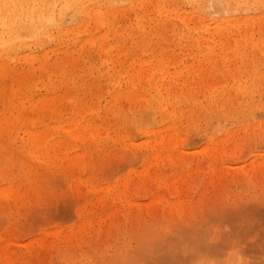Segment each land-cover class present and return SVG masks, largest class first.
<instances>
[{
    "label": "rangeland",
    "instance_id": "374dc122",
    "mask_svg": "<svg viewBox=\"0 0 264 264\" xmlns=\"http://www.w3.org/2000/svg\"><path fill=\"white\" fill-rule=\"evenodd\" d=\"M252 1L253 0L248 1L247 5L242 3L243 7L240 10L237 9V7L234 8V1L228 0L227 3L233 5L229 7L230 9L228 10L233 13H227V11L224 16L217 15V17H212V19L217 18V20H226L229 24L233 23V25L227 26L228 28H223L222 31L225 32L224 34L222 31L216 33L211 30V33H209L210 37L207 33L208 31L202 30L201 32V30L192 29L195 25L194 19L186 22L188 28L185 29L183 23L178 18L161 22L162 20L160 21V19L163 18L160 16L162 14L158 16L151 12H146L147 15L145 19H143V24L138 26L136 25L138 23L136 22L135 15L139 12L140 6L138 8V5L133 4L136 0H123L121 4L115 0L114 2L117 4L113 6L117 9L121 8V10L118 12L114 21L115 24H117V30L122 33V35L116 36V39L121 43V46L123 45L124 47H121L119 53L122 52L123 55L120 54V57L115 50H112L110 54L112 59L118 58L123 60V67L129 68H127L128 71L123 72L124 76L118 75V77L114 75L115 72L112 74L113 71H110L112 65L110 62L113 60L110 62L107 60L105 62L104 60L106 59L101 58V60L98 59L99 61H97L93 54L94 52H92L94 49L91 51L92 46H88L87 43L83 44L85 47H78L79 45L77 44L80 43L78 42L75 45L70 44L72 40L70 38H66V44L65 40L60 41V39H63L66 35L60 32L55 25H49L50 27L53 26L52 28L47 26L49 27L48 29L45 27L46 29L44 28L43 31L38 32V35L34 34L32 37H24L23 39L25 40L22 39L23 43H19V46L17 45L16 47L17 52L15 51L17 55H20V53L23 54V56L25 55L24 58L21 55L20 57L22 59L19 58V62L17 61L16 63V69L18 68L17 70L19 71L18 81L17 78L16 81H10V79L15 78V76L11 75L12 72L10 73L8 70H6L7 72H0L5 73L2 75L0 74V99L2 98L3 100L2 104V100H0V167L4 170L0 172H6L2 174L3 177L0 174V264H165V262L166 264H264V174L261 171L263 167L259 165V163H264L261 162L264 161V136H262L264 130L258 128L261 130L259 131L256 128L257 132L255 129H252L254 131L253 133H256V135H252V133H250L251 128H249L251 125L258 122H264V110L260 108L262 107L261 105L264 104V93L262 89L253 92L254 101L248 107L256 112H253L254 116H252V118L248 115H243L244 117H249H247V121L244 117H238L237 120L234 116L233 118L236 119L231 121L230 118H232V115H226L216 110L214 112V109L213 113L212 110H208L207 108L200 109V112L196 111L199 109L197 105L200 104V102L202 104L203 100L205 101L203 96L207 95L206 93L203 95L201 89L203 91V88L205 90V88L211 87L214 91V89L218 90L217 88L219 86L221 87V85L223 86L225 84L224 80L231 79L232 77H234V80L236 78V80H238L239 74L236 71H238L237 69L239 67L234 69L237 67L235 65L239 66V63L234 60L236 56L235 43L237 41H243V38L244 40H251L250 42L264 39V8L261 7L264 4ZM240 6L238 8H240ZM180 7H182V10L188 8L187 5L183 6L181 3L180 6L179 4L177 5V9ZM232 8L238 11H234ZM179 10H181V8ZM210 13V17L215 16L211 11ZM76 15H79V17ZM76 15L75 18L71 17L72 20H70V17H66L64 23H62V28H59L63 29V24L65 28L75 27V25L78 26L81 22L84 23V20H87L83 14L80 15V13H76ZM237 16H239V20L241 19L244 23L239 21ZM210 17L209 20H212ZM232 20H234V22ZM155 26L157 29L154 28ZM122 27H124V30ZM230 27L231 29L229 30ZM152 29L159 31L157 32L155 30V32H153ZM56 30H58L59 33ZM47 31H49V33ZM194 31L197 32L194 33ZM156 33L157 35H155ZM241 36H243L242 39ZM78 39L81 40L82 38L78 37ZM111 41L113 42L114 40H105V46L111 43ZM61 42L64 43V46ZM219 42L223 44L221 45V49L218 47L220 46ZM24 43H26L27 46L25 45L24 47ZM21 45L26 49H21ZM222 46L224 47L222 48ZM241 46H239V49L241 48L240 51L245 57L244 67L246 71L248 70L249 72L251 69L250 71L260 70L261 72L262 70L261 73L263 75L260 76L259 80L263 82L264 57H261L259 48ZM211 47L212 49L213 47L215 49L217 48L216 50L213 49L217 59L212 63L207 60L208 58L205 56L207 54L209 55L210 52H208V50ZM47 48L49 50H47ZM61 49H63V51L60 53ZM65 50L70 51L67 54ZM232 50L234 52H232ZM64 51L68 56H71L65 57ZM224 51L226 52L223 53ZM26 52L27 54H25ZM28 54L30 55L29 58ZM225 54L226 58H224ZM115 55L118 57L116 58ZM56 56L59 57L57 58ZM84 56H87V58L85 59ZM202 57H206L207 59L205 60L204 58L202 61ZM69 58H73L74 61H70L71 59ZM66 59H69V62ZM221 59L225 62L223 63ZM26 61H28L30 65ZM135 61L136 63L140 61L139 64L141 63V66L134 64L132 71L130 70V66H133V62L135 63ZM208 61L210 63H206ZM46 62L47 64L50 62V66L45 64ZM142 63L144 66H142ZM74 64L76 65L74 66ZM224 64H228V66ZM89 66L92 67L90 68ZM149 66L152 70L150 73L155 70L158 79L164 76L165 71H167L165 75L168 73L169 76L172 75V72L176 74V72L179 71L177 74L181 75L178 76V78L175 77L177 78L175 81L177 84H172L171 88L179 87L182 81L184 84L181 85L183 91L185 90L183 86H190V84L192 86V83L193 87L194 85L195 88L199 87L200 90L193 89L191 93L194 101L193 106H196L198 109L192 111L194 107L191 106L193 108L190 110L189 106L192 105V102H186L183 98L179 97L177 102L179 103V107L183 109V115L180 116L178 120L175 119L178 117L170 113L172 117L168 114L165 116L166 119H162L155 112H145V115L139 113L140 110L143 112L142 110L144 108L142 107L143 109H141V105L136 103L137 99L134 95L131 96V100L123 96V99L121 97L115 102L112 98L113 88L111 89V87L108 86L110 83L112 84V80L110 81L108 77H105L106 73L109 71L110 76H112L110 78L116 81L117 86L115 85V89H124L127 87L125 90H128V87L132 89L133 85H135L133 83L137 80L138 71L141 73V70L149 69ZM214 66L218 68L216 69ZM49 67L51 68L48 72L46 69H49ZM86 67L87 69H85ZM223 67L228 68L226 69ZM40 68H42V70ZM59 68L63 73L64 71L67 73H64L66 74L64 78L58 74L60 71ZM135 68L139 69H137L138 74L135 72ZM203 68L209 69L211 73ZM52 70H56V74ZM199 70L202 72H200L201 76L198 74ZM205 71L207 72L205 73ZM212 71H215L216 74ZM131 72H134V74ZM24 73H28V75L26 76ZM82 73L84 74L82 75ZM231 73H233V75H231ZM141 74H144L143 71ZM128 76L133 77L135 81L133 82V79H130V77L128 78ZM135 76L137 77L135 78ZM169 76H164V81H169ZM204 76L207 79L208 85L207 83L206 85L208 87L204 85L206 81L203 82ZM56 77L58 79H56ZM199 77L201 79H196ZM221 77L224 80H222ZM186 78H189V81ZM28 80L32 82L30 83ZM185 80H187L188 83H186L187 81L185 82ZM195 82H202L203 84L201 86L197 84L199 85L197 87ZM216 82L218 85H221L216 86ZM87 83L90 84L88 85ZM63 84L65 85L63 86ZM91 84L93 85L92 87L90 86ZM10 85H12V88L15 86V88L12 90ZM27 88H30V90ZM107 88L109 92L104 91L107 90ZM139 88L140 87L136 88L138 92L141 91V88ZM14 90L15 94L13 92ZM63 90L65 91L63 92ZM208 90L210 91L209 88ZM141 93L142 91L140 94ZM2 95L3 97H1ZM57 96L59 98H57ZM81 97L83 98L81 99ZM73 99L75 100L73 101ZM9 101L12 108H8V105L6 106V103L8 104ZM18 102L19 104H17ZM77 102H80V104ZM111 103H113V106L118 104L117 106H120V109L123 108V113L116 112V116L113 109L117 106H114L111 110V105H108ZM180 103L182 104L180 105ZM68 104L74 105H70L71 107H69ZM120 104H122V106ZM89 106H92L91 109L93 110L94 108L96 109L92 115L88 114V112H90L87 111L89 110ZM253 106L258 110L256 108L253 109ZM72 107H80L79 109L77 108V113L75 110L73 111L80 121H78L76 125L72 124V128L79 124H83V122L87 120L94 124L97 123L99 126V130L97 127L96 129L103 140H100V142H102L101 144L98 143L100 146L96 145V147L99 148L94 146H92V148L91 146L88 147V149L91 148L89 150L93 152L90 157L91 160L89 159L91 152L88 151L85 145L80 146L77 142L71 143V140L67 137V132L75 130L72 129L69 131L65 125L68 118L72 117ZM107 107H109V109H107ZM15 108H17V110ZM69 108H71V111L68 110ZM4 109L6 112L3 111ZM9 109L12 110L9 111ZM206 109L210 113H208ZM45 110L61 112V116L56 112L59 116L57 123L60 125V129L57 130L60 132L57 130L54 131L55 133L52 130L53 133L46 131V136H52L50 139L48 137L46 138L53 140V144H49L50 146H34L35 143L40 141V137L42 136V133H40V130L42 132L40 128H43L41 123H56L52 119L50 120V117H47L49 116L47 111V114L45 113L47 116L43 114ZM106 110H108V113ZM109 110L114 113L112 114ZM118 110L119 108L116 111ZM195 111L197 114L194 113ZM17 115H19V117L21 116V119L19 118L20 120ZM118 115L121 116V118ZM169 116L170 118L168 120L167 118ZM228 116H230V118H228ZM161 119L164 121L163 123L160 122ZM132 121H135V123ZM168 121H171L172 126H174L173 128L169 127ZM172 122L176 123L173 124ZM121 125H125V127ZM95 126L96 124L94 127ZM164 127L168 128L164 129ZM169 128L171 131H169ZM237 128H243V131L237 130ZM76 129L79 128L77 127ZM140 129L143 131H140ZM150 129L155 131L158 129L157 134H154L156 133L155 131L150 133ZM246 129H248V131ZM160 131L161 133H159ZM231 132L234 133L230 135V138L231 136L232 138L230 139L228 137L229 140L223 142V140L225 141L224 138L231 134ZM257 133L259 134L258 137H256ZM235 134L238 140L234 139L236 136ZM233 135L235 136L233 137ZM121 136H123V139H121ZM125 137L127 139H125ZM9 138L13 141H9ZM233 139L236 140L234 141L236 143H232ZM240 139H244V141ZM2 142L5 144H2ZM152 144L153 146L158 144V148L161 145L163 146V144H168L167 148L169 149L166 148L167 150L165 151V145L163 147L161 146V149L164 148V151L167 152L166 158L169 153H172L171 155L175 153L172 157L176 159L177 165L174 164L175 160L173 161V158L171 159L173 163L169 162L172 163L171 165H168L169 160H164V157H162V160L161 158L158 160L159 157H161L160 154L157 158L158 162L156 159L153 161L154 155L150 157V154L151 151L153 154L154 149H157V147L151 146ZM33 147L40 152H42L41 149L43 151L45 148L47 150L50 149L47 153L52 155H50V157L55 156L53 159L56 166L55 168L57 169V167L60 166L58 169L61 171L57 169L58 172L56 169H53L55 171L49 173L45 172V170H43L42 173L39 172L40 175L37 185L35 183L36 181L30 180L29 178L26 179L25 175L20 176L22 170L18 168H21V166L25 164L23 160L22 162L24 163L20 166L19 163L21 162L19 159H24L22 157L27 159V152H29L31 148L33 149ZM19 149L24 154L26 153V156L20 153ZM83 149H87L89 152L86 151L88 159L86 158L85 160L84 158V163L77 157ZM102 149L104 150L102 151ZM221 151H224L223 155H221ZM156 152L158 154V150ZM159 152L161 153V150ZM19 153L21 157L19 155L17 157ZM164 154L165 153H162V156H164ZM149 159L151 161H149ZM56 160H59V162ZM10 161L11 164L9 163ZM56 164L59 165L57 166ZM26 165H28V163ZM63 167L64 169H62ZM14 170L15 172L18 170L16 172L17 175L13 173ZM19 170H21V172ZM11 171V174L16 175L15 177L10 176ZM18 173L20 174L18 175ZM6 177H8V179ZM253 178H256L255 181H257L254 182ZM27 184L28 186L30 184V186L28 187ZM88 189H91L89 193L87 191ZM170 189L173 192H171ZM167 204L170 206H167ZM180 204L183 206H180ZM165 206L167 207L164 210ZM136 216L140 217L138 218ZM90 218H92L91 222L89 221ZM94 229L98 233H96ZM76 234L77 236L80 234L79 237L82 239L78 240L75 238ZM67 235H69V239L66 241V246H64L65 244L57 243L59 238L56 239V244L52 241L55 236L62 237ZM91 236H93V238ZM73 240H75V243ZM80 243H82L83 246ZM52 244L56 247H58L57 245L63 247H58L60 250H56V247H51ZM165 251L172 252L169 254L170 252L168 253ZM172 253H174L175 256L174 254L172 255Z\"/></svg>",
    "mask_w": 264,
    "mask_h": 264
},
{
    "label": "bare ground",
    "instance_id": "6f19581e",
    "mask_svg": "<svg viewBox=\"0 0 264 264\" xmlns=\"http://www.w3.org/2000/svg\"><path fill=\"white\" fill-rule=\"evenodd\" d=\"M115 0H0V72H2V71H4V72H7L6 70H8V72L10 71V73H11V75L12 76H15V78H13V79H10V81L11 80H15L16 81V78H17V81H18V79H19V71L16 69V67H17V61H18V59L19 58H21L20 56L22 55L23 56V54H21L20 53V55H17L16 53H15V51H16V47H17V45L19 46V43H23L22 41L23 40H25V39H23L24 37H32L34 34H37L38 32H40V31H43L44 30V28L46 27L47 29L50 27L49 25H55V27H57L58 29H59V31L60 32H62L63 34H65L66 35V37L64 38L63 37V39L61 38L60 39V41H62V40H65V44H66V42H67V40H66V38L68 39V38H70V39H72L71 40V43L70 44H76V43H80V44H77V45H79L78 47H83L84 45L83 44H85V43H87V45L88 46H92L91 47V51H92V49H94L92 52H94L93 54H94V56H95V58H96V60L97 61H99V60H101V58H104V59H106V60H104L105 62L108 60V62H110L111 60H113V61H111L110 62V64H112L111 65V68H110V71H113L112 72V74L114 73V75H117L116 77H118V75L119 76H122L123 75V72L124 71H128V69L126 68V67H123V60H120V59H118L117 57L118 56H116L115 55V57L117 58V59H112L111 57V54L110 53H112L111 51L113 50H115V52L117 53V55H119V57H120V54H122V52L121 53H119L120 52V50H121V47L123 46H121V43H119V41L116 39V36H119L120 34L122 35V33L120 32V31H118L117 29V24H115V21H114V19L117 17V15H118V12L121 10V8H119V9H117L116 7H114L113 5L114 4H117V3H115L114 2ZM117 2H119L118 0H116ZM227 1L228 0H136V2L135 3H133V4H135V5H138V8H139V6H140V10H139V12L138 13H136V22L138 23V24H136V25H141V24H143V19H145V17H146V15H147V13L146 12H151V13H155V14H157L158 16H160V14H162L160 17H162L163 19H160V21L161 22H165V20L166 21H169V20H171V19H173V18H178L182 23H183V27L186 29V28H188L187 27V24H186V22H188V21H190L191 19H194V27L192 28V29H198V30H201V32H202V30L203 31H208L207 33H208V35H209V33H211V30H213V31H215L216 33H218L219 31H222V29L223 28H228L227 26H231V25H233V23L232 24H229L228 23V21H226V20H217V18L216 19H212V17L213 18H215V17H217V15H219V16H224V14H226V12L227 13H233V12H229V10L228 9H230L229 7H231V6H235L234 8H236L237 7V9H240L241 10V8L243 7V5H242V3H245L246 5H247V3H248V1H250V0H231V1H234V3H233V5H231V4H228L227 3ZM121 2H123V0H121L119 3L121 4ZM252 2H256V3H260V4H264V0H253ZM118 3V4H119ZM139 3V4H138ZM180 3L181 4H183V6L185 5H187L188 6V8L185 10V8L182 10V7H180L181 8V10H179V9H177V5L179 4V6H180ZM229 3H230V1H229ZM132 4V5H133ZM244 4V5H245ZM240 5H242V6H240ZM245 5V6H246ZM258 5V4H257ZM131 6V5H130ZM240 6V8H238ZM244 6V7H245ZM118 7V6H117ZM259 7V6H258ZM262 8H264V5L263 6H261ZM234 8H232L234 11H238V10H236V9H234ZM123 9V8H122ZM125 9V8H124ZM249 9V8H248ZM210 11L212 12V13H214L215 14V16H211L210 17ZM129 12V11H128ZM76 13H80V15L81 14H83L85 17H86V21L84 20V23L83 22H81L80 23V25H78V26H76L75 25V27H69V28H65V26H64V24H63V29H60L59 27H61L62 26V23H64V21H65V18L66 17H72V18H75V15H76ZM236 13V12H235ZM121 14V13H120ZM150 14V13H149ZM76 16H78L79 17V15H76ZM134 16V17H135ZM226 16V15H225ZM261 16V15H260ZM209 17H210V19H212V20H209ZM234 17V16H233ZM238 17V20H239V16H237ZM72 18L70 19V20H72ZM119 18H120V16H119ZM221 18V17H220ZM242 18V17H241ZM255 18V17H254ZM251 19V18H250ZM256 19V18H255ZM74 20V19H73ZM207 20H209V21H207ZM69 21V20H68ZM233 22H234V20H232ZM231 21V22H232ZM239 21H241L242 22V20L240 19ZM260 21V20H259ZM157 22H159V21H157ZM179 22V21H178ZM236 22V21H235ZM71 23V22H70ZM156 23V22H155ZM242 23H244V22H242ZM241 23V24H242ZM246 24V23H245ZM65 25H67V24H65ZM68 25H69V23H68ZM91 25V26H90ZM116 25V26H115ZM235 25V24H234ZM237 25V24H236ZM243 25V24H242ZM47 26H49V27H47ZM52 26V27H53ZM162 26V25H161ZM52 27H50V28H52ZM144 27V26H143ZM151 27V26H150ZM245 27V26H244ZM45 28V29H46ZM62 28V27H61ZM126 28V27H125ZM152 28V27H151ZM154 28H156L157 29V27L155 26ZM55 29V28H54ZM54 29H51V30H54ZM122 29L124 30V27H122ZM134 29V28H133ZM155 29V30H156ZM161 29V28H160ZM170 29V28H169ZM231 29V27L229 28V30ZM240 29V28H239ZM243 29V28H242ZM153 30V29H152ZM155 30H153V32H155ZM183 30V29H182ZM228 30V31H229ZM57 32H58V30H56ZM129 31V30H128ZM157 31V30H156ZM159 31V30H158ZM157 31V32H158ZM186 31V30H185ZM188 31V30H187ZM212 31V32H213ZM48 33H49V31H47ZM55 32V31H54ZM123 32V31H122ZM192 32V31H191ZM197 32V31H196ZM195 31H194V33H196ZM200 32V31H199ZM223 32V31H222ZM239 32V31H238ZM243 32V31H242ZM44 33V32H43ZM56 33V32H55ZM59 33V32H58ZM57 33V34H58ZM125 33V32H124ZM128 33H130V32H128ZM128 33H127V35H128ZM185 33V32H184ZM225 32H223V34H224ZM191 34V33H190ZM231 34V33H230ZM240 34V33H239ZM261 34V33H260ZM38 35V34H37ZM46 35V34H45ZM55 35V34H54ZM62 35V34H61ZM126 35V34H125ZM127 35H126V37H127ZM155 35H157V33L155 34ZM185 35V34H184ZM243 35H244V33H243ZM210 36V35H209ZM238 36V35H237ZM245 36H246V34H245ZM50 37V36H49ZM78 37H81L82 39L81 40H79L78 39ZM211 37V36H210ZM236 37V36H235ZM37 38V37H36ZM46 38V37H45ZM44 38V39H45ZM124 38V37H123ZM243 38V36H241V39ZM257 38V37H256ZM23 39V40H22ZM27 39V38H26ZM42 39V38H41ZM47 39V38H46ZM54 39H55V37H54ZM108 39H113L114 41L112 42L111 41V43H107L108 45L107 46H105V44H104V41L105 40H108ZM121 39V38H120ZM119 39V40H120ZM193 39V38H192ZM203 39V38H202ZM220 39V38H219ZM251 39V38H250ZM36 40V39H35ZM126 40V39H125ZM258 40V39H257ZM69 41V40H68ZM122 41V40H121ZM131 41V40H130ZM199 41V40H198ZM233 41V40H232ZM251 40H248V39H246V40H244V38H243V41H237L236 43H235V53H236V56L234 57V60L236 61V62H238L239 63V66L238 65H235V66H237V67H235L234 69H237L238 67V71H236V72H238V80H234L233 78L234 77H232L231 79H227V80H224V79H222V77H221V79L222 80H224V82H225V84L222 86L221 84H219V85H221V87L218 85V83L217 82H219V81H217L216 83H217V85L216 86H219L217 89L218 90H215L214 89V91L211 89V87H208L207 85H208V83H207V79L205 78V76H204V80H203V82H204V85H206V83H207V85H206V87H208L209 89H210V91L208 90V88H205V90H204V88H203V91H202V89H201V92L203 93V95L206 93L207 95H202L203 97H204V99H205V101L203 100V103L201 104V102H200V104H198L197 105V107L199 106V109L196 107V106H193V99H192V90L194 89V90H200L199 89V85H197V84H200V86L203 84L202 82L201 83H196V85H197V87L198 88H195V85H194V87H193V83H192V86H191V84H190V86H183V87H185L184 89V91H183V89H182V86L181 85H184L183 84V81H182V83L180 84V86L179 87H173V88H171V85L172 84H174V85H176L177 84V82H175L176 81V79L178 78V76H180L181 74H177V73H179V71L178 72H176V74H175V76H174V74H173V72H172V75H170L169 76V74L168 73H166L168 76H169V81H164V78L167 76V75H165V72H167V71H165L164 72V76H161V77H159V79L157 78V76H156V73H155V70H154V72H152V73H150V71H152L150 68V66H149V69L147 68V69H144V70H141V73H142V71H143V73L144 74H141L140 73V71H138L139 72V74H138V72H137V69L139 68H135L136 69V71H135V69H134V71L138 74V77H139V79H138V77L137 76H135V78L137 77V80L135 81V79H133V77H130V76H128V78L130 77V79H133V82H130V83H133V84H135V85H133V88L132 89H130L129 87H128V90L126 89L125 90V88H127V87H125L124 89H119V88H117V89H115V85H116V81H114L113 80V78H110V77H112V76H110V74H109V71H108V73H106V75H105V77L107 78H109L110 79V81L112 82V84L110 83V85H108V86H110L111 87V89L113 90V97H112V95H111V97L114 99V101L116 102V101H118V99H120L121 97H122V99H123V96H125V98H127V99H130L131 100V96L132 95H134V96H136V99H137V104L139 105H141V109H143L142 111L143 112H141V110H140V112L139 113H143L144 115H145V112H148V113H152V112H155V113H157L162 119H166V117L165 116H167L168 114L170 115V113L171 114H173L174 116H176V117H178V118H175V119H178L179 120V117L180 116H182L183 115V109L182 108H180L179 107V103L177 102L178 101V98L180 97V98H183L184 99V101H188V102H192L191 104L192 105H190L189 106V108H190V110H191V108H193L192 109V111H194V109L196 110V109H198V110H196L197 112L199 111L200 112V109H202V108H207L208 110L210 109V110H212V113H213V109H214V112H215V110L216 111H221L223 114H226V115H232V118H230V116H228V118H230L231 119V121L233 120V119H236L237 118V120H238V117H244L245 115H248L249 117H251L252 118V116H254V111H252V108H249L248 106L249 105H251L252 103H253V92H255V91H260L261 89H262V92L264 93V81L263 82H261L260 80H259V78H260V76H262L263 74L261 73L262 72V70H261V72H260V70H254V71H250L249 70V72H248V70L246 71V68L244 67V63H245V60H244V56L242 55V52L240 51V49H239V46H243V47H250V46H253V47H258L259 48V51L261 52L260 54H261V57L263 58L264 57V39L263 40H258V41H253V42H250ZM41 42V41H40ZM110 42V41H109ZM124 42V41H123ZM200 42V41H199ZM242 42V43H241ZM47 43V42H46ZM46 43H44V44H46ZM61 43H63V42H61ZM130 43V42H129ZM213 43H214V39H213ZM213 43H212V45H213ZM220 43V42H219ZM69 44V45H70ZM24 45V47H25V45H26V43H24L23 44ZM60 45V44H59ZM220 46H218V44H217V46L221 49V45H223V44H219ZM233 45V44H232ZM27 46V45H26ZM28 46H29V44H28ZM58 46V45H57ZM61 46V45H60ZM63 46H64V43H63ZM141 46V45H140ZM211 46V45H210ZM216 46V47H217ZM241 46V47H242ZM24 47H22V45H21V49L22 48H24ZM85 47V46H84ZM124 47V46H123ZM224 46H222V48H223ZM29 48V47H28ZM27 48V49H28ZM35 48V47H34ZM20 49V48H19ZM24 49H26V48H24ZM23 49V50H24ZM65 49H66V47H65ZM213 49H215L214 47H213ZM213 49H212V47L208 50V52H210L209 53V55L207 54V55H205L206 57H202L201 59H202V61H203V59L205 58V60L207 59V60H209V61H211V63L212 62H214L215 61V59H217V57H216V53H215V51H213ZM217 49V48H216ZM215 49V50H216ZM239 49V50H238ZM247 49V48H246ZM251 49V48H250ZM47 50H49L48 48H47ZM52 50V49H51ZM50 50V51H51ZM81 50V49H80ZM225 50V49H224ZM25 51H27V50H25ZM24 51V52H25ZM45 51V50H44ZM57 51V50H56ZM55 51V52H56ZM61 51H63V49H61L60 50V53H61ZM65 51H67V54H68V52L70 51H68V50H65ZM65 51H64V56L66 57H70V56H68L66 53H65ZM87 51V50H86ZM226 51H228V50H226ZM226 51H224L223 53H225ZM17 52V51H16ZM23 52V51H22ZM81 52V51H80ZM124 52V51H123ZM214 52V53H213ZM232 52H234L233 50H232ZM70 53H72V52H70ZM74 53V52H73ZM78 53V52H77ZM222 53V54H223ZM25 54H27V52L25 53ZM62 54H63V52H62ZM66 54V55H65ZM230 54H231V52H230ZM83 55V54H82ZM92 55V54H91ZM112 55H114V54H112ZM123 55V54H122ZM170 55V54H169ZM232 55V54H231ZM25 56V55H24ZM24 56H23V58H24ZM60 56V55H59ZM58 56V57H59ZM63 56V57H64ZM73 56V55H72ZM77 56H78V54H77ZM204 56V55H203ZM226 56V54L224 55V58H226L225 57ZM30 57V55L28 54V58ZM54 57V56H53ZM57 57V56H56ZM57 57V58H58ZM74 57V56H73ZM93 57V56H92ZM151 57V56H150ZM28 58H26V59H28ZM80 58V57H79ZM84 58L86 59L87 58V56L85 57L84 56ZM125 58V57H124ZM231 58V57H230ZM22 59V58H21ZM25 59V60H26ZM34 59V58H33ZM60 59V58H59ZM62 59V58H61ZM63 59H65V58H63ZM69 59H71L70 61H72L73 60V58H69ZM69 59H66V60H68V62H69ZM81 59V58H80ZM84 59V60H85ZM99 59V60H98ZM229 59V58H228ZM233 59V58H232ZM10 60H12V61H10ZM32 60V59H31ZM47 60V59H46ZM52 60V59H51ZM89 60V59H88ZM145 60V59H144ZM205 60H204V63H205ZM226 60V59H225ZM230 60V59H229ZM23 61V60H22ZM22 61H20V62H22ZM30 61V60H29ZM53 61V60H52ZM74 61V60H73ZM77 61V60H76ZM82 61V60H81ZM103 61V60H102ZM140 61H143V60H140ZM140 61H138V63H136V61H135V63L133 62V66H130V70H132V68H134V64H137V66L138 65H140L141 66V63L139 64V62ZM149 61V60H148ZM206 62V63H210V62ZM221 61H223V59H221ZM19 62V61H18ZM26 62H28V61H26ZM32 62V61H31ZM54 62V61H53ZM198 62H199V60H198ZM225 61H223V63H224ZM23 63H24V61H23ZM52 63V62H51ZM56 63V62H55ZM60 63V62H59ZM63 63V62H62ZM76 63V62H75ZM89 63V62H88ZM97 63V62H96ZM103 63V62H102ZM147 63V62H146ZM150 63H151V61H150ZM200 63V62H199ZM203 63V62H202ZM26 64V63H25ZM28 64H29V62H28ZM45 64H47V62L45 63ZM54 64V63H53ZM78 64V63H77ZM99 64H100V62H99ZM132 64V63H131ZM130 64V65H131ZM143 64V63H142ZM255 64V63H254ZM30 65V64H29ZM43 65H44V63H43ZM43 65H42V67H43ZM47 65H49L50 66V62H49V64H47ZM56 65H57V63H56ZM67 65V64H66ZM76 64H74V66H75ZM80 65V64H79ZM103 65V64H102ZM126 65V64H125ZM207 65V64H206ZM222 65V64H221ZM225 65V64H224ZM227 66H228V64H226ZM225 65V66H226ZM233 65V64H232ZM258 65H260V64H258ZM24 66V65H23ZM32 66V65H31ZM46 66V65H45ZM59 66V65H58ZM63 66V65H62ZM127 66V65H126ZM142 66H144V64L142 65ZM255 66V65H254ZM20 67V66H19ZM39 67V66H38ZM37 67V68H38ZM90 67V66H89ZM92 67V66H91ZM90 67V68H91ZM201 67V66H200ZM200 67H198V68H200ZM212 67V66H211ZM11 68V69H10ZM50 68L51 67H49V69H46L47 71L48 70H50ZM61 68V67H60ZM60 68H59V70H60ZM73 68V67H72ZM89 68V69H90ZM202 68V67H201ZM214 68H216L215 66H214ZM218 68V67H217ZM216 68V69H217ZM223 68H228V67H223ZM10 69V70H9ZM39 69V68H38ZM41 70H42V68H40ZM43 69H44V67H43ZM55 69V68H54ZM85 69H87V67L85 68ZM203 69H206V68H203ZM215 69V70H216ZM248 69H249V67H248ZM20 70V69H19ZM56 70H58V69H56ZM55 70V71H56ZM65 70V69H64ZM79 70V69H78ZM84 70V69H83ZM91 70V69H90ZM129 70V71H130ZM139 70V69H138ZM147 70V71H146ZM206 70H208L209 71V69H206ZM212 70H213V68H212ZM224 70V69H223ZM39 71V70H38ZM52 71H54V70H52ZM55 71H54V73H55ZM62 70H60L59 71V73H58V71H57V73L58 74H60V76L61 77H65L66 76V72L64 71V73H66V74H64L63 73V71L61 72ZM133 71V70H132ZM144 71H146V72H144ZM159 71V70H158ZM174 71V70H173ZM182 71V70H181ZM180 71V72H181ZM188 71V70H187ZM186 71V72H187ZM217 71V70H216ZM231 71V70H230ZM3 72V73H4ZM43 72H44V70H43ZM46 72V71H45ZM49 72V71H48ZM94 72V71H93ZM104 72V71H103ZM149 72V73H148ZM160 72V71H159ZM175 72V71H174ZM200 70H199V72H198V74L201 76V74H200ZM207 71H205V73H206ZM213 73H215V71H212ZM227 72H229V71H227ZM234 72H235V70H234ZM3 73H0L1 75L3 74ZM23 73V72H22ZM41 73V72H40ZM53 73V72H52ZM53 73V74H54ZM90 73H92V72H90ZM132 73V72H131ZM136 73H135V75H136ZM162 73H163V71H162ZM202 73V72H201ZM209 73H211V71H209ZM5 74V73H4ZM25 74V73H24ZM23 74V75H24ZM30 74V73H29ZM42 74V73H41ZM50 74V73H49ZM56 74V73H55ZM84 73H82V75H83ZM101 74H103V73H101ZM127 74V73H126ZM132 74H134V72L132 73ZM131 74V75H132ZM187 74V73H186ZM185 74V75H186ZM208 74V73H207ZM216 74V73H215ZM26 76L28 75V73L27 74H25ZM43 75V74H42ZM41 75V76H42ZM80 75V74H79ZM128 75V74H127ZM159 75H160V73H159ZM163 75V74H162ZM183 75V74H182ZM199 75H197V76H199ZM212 75V74H211ZM231 75H233V73H231ZM235 75H237V74H235ZM70 76V75H69ZM103 76V75H102ZM124 76V75H123ZM186 76H188V75H186ZM185 76V77H186ZM207 76V75H206ZM215 76V75H214ZM213 76V77H214ZM227 76V75H226ZM33 77H34V75H33ZM36 77V76H35ZM58 77V76H57ZM56 77V79H58ZM84 77V76H83ZM104 77V76H103ZM175 77H177V78H175ZM185 77H184V79H185ZM196 77V76H195ZM194 77V78H195ZM203 77V76H202ZM208 77H209V75H208ZM207 77V78H208ZM220 77V76H219ZM225 77V76H224ZM1 78V77H0ZM6 78V77H5ZM77 78H78V76H77ZM38 79V78H37ZM41 79H43V78H41ZM71 79V78H70ZM72 79H73V77H72ZM124 79V78H123ZM129 79V80H130ZM182 79V78H181ZM183 79V80H184ZM187 80L189 79V78H186ZM196 79H201L200 77L199 78H196ZM20 80H21V78H20ZM24 80V79H23ZM36 80V79H35ZM81 80V79H80ZM93 80V79H92ZM187 80H185V82L187 81ZM193 80V79H192ZM209 80V79H208ZM215 80H216V78H215ZM9 81V80H8ZM9 81V82H10ZM82 81V80H81ZM105 81H106V79H105ZM108 81V80H107ZM109 81V82H110ZM178 81V80H177ZM189 81V80H188ZM188 81L186 82V83H188ZM1 82V81H0ZM28 82H30L29 80H28ZM32 82V81H31ZM30 82V83H31ZM37 82V81H36ZM53 82V81H52ZM62 82V81H61ZM65 82V81H64ZM108 82V83H109ZM114 82V83H113ZM119 82V81H118ZM129 82V81H128ZM138 82V83H137ZM200 82V81H199ZM223 82V81H222ZM223 82V83H224ZM11 83V82H10ZM19 83V82H18ZM51 83V82H50ZM82 83V82H81ZM107 83V82H106ZM129 83V84H130ZM178 83H179V81H178ZM190 83V82H189ZM2 84H3V82H2ZM15 84H16V82H15ZM24 84H27V83H24ZM80 84V83H79ZM88 84V83H87ZM90 84V83H89ZM88 84V85H89ZM93 84V83H92ZM90 85L91 87L93 86V85ZM96 84V83H95ZM5 85V84H4ZM6 85H8V84H6ZM23 85V84H22ZM65 84H63V86H64ZM68 85V84H67ZM97 85V84H96ZM99 85V84H98ZM186 85V84H185ZM204 85H203V87H204ZM210 85V84H209ZM212 85V84H211ZM215 85V84H214ZM1 86V85H0ZM11 86V88H12V85H10ZM27 86V85H26ZM25 86V87H26ZM107 86V87H108ZM117 86V85H116ZM119 86V85H118ZM127 86H129V85H127ZM131 86V85H130ZM19 87V86H18ZM23 87V86H22ZM25 87H24V89H25ZM48 87V86H47ZM84 87V86H83ZM86 87H88V86H86ZM96 87H99V86H96ZM138 87H140L141 88V91H142V93L140 94V92H138V90L136 89V88H138ZM214 87V86H213ZM212 87V88H213ZM3 88V87H2ZM15 88V86L12 88V90ZM69 88V87H68ZM78 88V87H77ZM82 88V87H81ZM101 88V87H100ZM99 88V89H100ZM109 88V87H108ZM108 88H107V90H104V91H108ZM139 88V89H140ZM215 88V87H214ZM28 90H30V88H27ZM26 89V90H27ZM32 89V88H31ZM59 89V88H58ZM80 89V88H79ZM83 89V88H82ZM89 89V88H88ZM207 89V90H206ZM33 90V89H32ZM71 90V89H70ZM78 90V89H77ZM84 90V89H83ZM53 91V90H52ZM65 90H63V92H64ZM72 91V90H71ZM74 91V90H73ZM80 91V90H79ZM95 91H97V90H95ZM104 91H103V93H104ZM127 91V92H126ZM207 91H209V92H207ZM14 92V94H15V90L13 91ZM19 92V91H18ZM17 92V93H18ZM100 92H101V89H100ZM99 92V93H100ZM109 92V91H108ZM108 92H105V93H108ZM112 92V91H111ZM110 92V93H111ZM10 93V92H9ZM79 93V92H78ZM77 93V94H78ZM125 93V94H124ZM200 93V92H199ZM13 94V93H12ZM33 94V93H32ZM65 94H68V93H65ZM11 95V94H10ZM47 95V94H46ZM64 95V94H63ZM4 96H7V95H4ZM81 96V95H80ZM197 96V95H196ZM264 96V95H263ZM1 97H3V95L1 96ZM69 97V96H68ZM71 97V96H70ZM101 97V96H100ZM109 97V96H108ZM262 97V96H261ZM12 98V97H11ZM42 98V97H41ZM57 98H59L58 96H57ZM74 98V97H73ZM83 97H81V99H82ZM103 98V97H102ZM111 99V98H110ZM112 99V100H113ZM0 100H2V98L0 99ZM5 100V99H4ZM46 100V99H45ZM75 99H73V101H74ZM182 100V99H181ZM200 100H201V98H200ZM261 100V99H260ZM15 101H17V100H15ZM95 101V100H94ZM93 101V102H94ZM119 101H121V100H119ZM124 101V100H123ZM257 101V100H256ZM2 102H3V100L1 101V104H2ZM7 102V101H6ZM72 102V101H71ZM71 102H68V103H71ZM97 102V101H96ZM125 102L127 103V101L125 100ZM13 103V102H12ZM78 103V102H77ZM110 103V102H109ZM118 103V102H117ZM124 103V102H123ZM133 103V102H132ZM258 103V102H257ZM17 104H19V102L17 103ZM75 104V103H74ZM73 104V105H74ZM78 104H80V102L78 103ZM82 104V103H81ZM182 103H180V105H181ZM260 104V103H259ZM8 105V106H7ZM14 105V104H13ZM33 105V104H32ZM44 105V104H43ZM65 105V104H64ZM69 105V104H68ZM70 105H72V104H70ZM69 105V107H71ZM72 105V106H73ZM91 105V104H90ZM108 105H111V107H110V109L112 110L113 108H114V106H113V103H111V104H108ZM118 105V104H117ZM116 105V106H117ZM121 106H122V104H120ZM126 105V104H125ZM253 105H255V104H253ZM4 106V105H3ZM6 106L9 108H12L11 107V104H10V101L8 102V104L6 103ZM18 106V105H17ZM115 106V107H116ZM191 106H193V107H191ZM256 106H260V105H256ZM262 107H260L262 110H264V104L263 105H261ZM49 107V106H48ZM91 107L92 106H89V110H87V111H90V112H88V114H91L92 115V113H94L95 111L94 110H96L94 107V110L93 109H91ZM118 107V106H117ZM116 107V108H117ZM127 107V106H126ZM139 107V106H138ZM143 107V108H142ZM196 107V108H195ZM246 107V108H245ZM249 109H248V108ZM42 108V107H41ZM74 108V109H73ZM78 109L80 108V107H77ZM77 108L76 107H72V111H71V108H69L68 110L69 111H71L72 112V117H70V118H68V121L65 123V125H66V128L69 130V131H71L72 129H75V130H73V131H71V132H67V137L71 140H69L71 143L72 142H77V143H79V145L81 146V145H85L86 147H87V149H88V147H90L91 146V148H92V146H94V147H96V145L97 146H100V144L102 143V142H100V140L102 141L103 139L99 136V134H98V131H97V129H98V124L97 123H95L96 124V126L94 127V123H91V121H89L88 122V120L86 121V122H83V124H79V125H77V126H75L74 128H72L71 127V125L72 124H74V125H76V123H78V121H80V119L78 120V118H77V116H75L76 114H74L73 113V111L75 110V112H76V110H77ZM113 109L114 111H115V115L117 114L116 112H122L123 113V108H121L120 109V106L118 107L119 108V110L118 111H116L117 109ZM125 108V107H124ZM128 108V107H127ZM133 108V107H132ZM256 108V107H255ZM254 108V106H253V109H255ZM16 110H17V108H15ZM50 109V108H49ZM91 109V110H90ZM107 109H109V107H107ZM129 109V108H128ZM206 109V110H207ZM248 109V110H247ZM257 109V108H256ZM7 110V109H6ZM10 110H12V109H9V111ZM80 110H82V109H80ZM111 110H109V112H111ZM125 110V109H124ZM131 110V109H130ZM145 110V111H144ZM185 110V109H184ZM207 110V111H208ZM258 110V109H257ZM3 111H5V109L3 110ZM9 111H8V113H9ZM49 113V116H47L46 114H47V112ZM93 111V112H92ZM108 110H106V112H107ZM136 111H138V110H136ZM189 111V110H188ZM196 111L194 112V113H196ZM204 111H205V109H204ZM6 112V111H5ZM44 112V111H43ZM57 111H55V110H51V111H48V110H45V112L43 113V114H45L47 117H50V120L52 119L53 121H55L56 123H54V122H51L52 124H48V123H41V125H42V127L43 128H40V129H42V132H41V130H40V133H42V136L40 137V141L38 142V143H35L34 144V146L35 145H40V146H42V145H45V147H47V146H50L49 144H51L52 143V141L53 140H49L50 138H52V136L51 137H49V135L48 136H46V131H50V132H54L55 130H57V129H60V125H59V123H57V119H59V116H61V112H57L58 114H59V116L57 115V113H56ZM78 112V111H77ZM76 112V113H77ZM133 112H134V110H133ZM256 112V111H255ZM11 113V112H10ZM16 113H17V111H16ZM69 113V112H68ZM108 113V112H107ZM112 114L114 113V112H111ZM192 113V112H191ZM206 113V112H205ZM208 113H210L209 111H208ZM259 113H261V112H259ZM264 113V112H263ZM20 114V113H19ZM32 114V113H31ZM70 114V113H69ZM128 114V113H127ZM193 114V113H192ZM197 114V113H196ZM195 114V115H196ZM256 114V113H255ZM16 115V114H15ZM27 115V114H26ZM42 115V114H41ZM40 115V116H41ZM134 115V114H133ZM136 115H137V113H136ZM148 115V114H147ZM202 115V114H201ZM244 115V116H243ZM257 115V114H256ZM11 116V115H10ZM14 116V115H13ZM18 116V119L21 117H19V115H17ZM33 116V115H32ZM31 116V117H32ZM71 116V115H70ZM117 116V115H116ZM115 116V117H116ZM119 116V115H118ZM131 116V115H130ZM129 116V117H130ZM171 116V115H170ZM170 116L167 118L168 120H169V118H170ZM173 116V117H174ZM233 116L234 117H236V118H233ZM247 116V117H248ZM12 117V116H11ZM30 117V116H29ZM36 117V116H35ZM114 117V118H115ZM120 118H121V116H119ZM122 117H123V115H122ZM125 117V116H124ZM131 117H133V116H131ZM172 117V116H171ZM247 117H244V118H246V121H247ZM248 117V118H249ZM34 118V117H33ZM67 118V117H66ZM207 118H209V117H207ZM257 118H258V116H257ZM15 119V118H14ZM17 119V118H16ZM21 119V118H20ZM19 119V120H20ZM30 119V118H29ZM41 119V118H40ZM48 119V118H47ZM55 119V120H54ZM70 119V120H69ZM128 119V118H127ZM131 119V118H130ZM129 119V120H130ZM162 119L160 120V122H164V121H162ZM172 119H174V118H172ZM259 119V118H258ZM262 119V118H261ZM9 120V119H8ZM42 120V119H41ZM128 120V121H129ZM135 120V119H134ZM142 120V119H141ZM242 120V119H241ZM252 120V119H251ZM2 121V120H1ZM16 121V120H15ZM25 121V120H24ZM127 121V120H126ZM138 121V120H137ZM166 121V120H165ZM12 122H13V120H12ZM19 122V121H18ZM21 122V121H20ZM36 122H38V121H36ZM42 122V121H41ZM93 122V121H92ZM132 122H134L135 123V121H132ZM242 122H244V121H242ZM5 123H6V121H5ZM23 123V122H22ZM27 123V122H26ZM54 123V124H53ZM127 123V122H126ZM139 123V122H138ZM161 123V124H162ZM166 123H167V121H166ZM168 123H169V127L171 128H173L174 126H172V124H171V121H168ZM173 124L174 123H176V122H172ZM245 123V122H244ZM247 123V122H246ZM254 123V122H253ZM13 124V123H12ZM15 124V123H14ZM92 124H94V125H92ZM115 124V123H114ZM120 124H122V123H120ZM128 124V123H127ZM264 122H258V123H256V124H253V125H249L250 127L249 128H251L250 129V133H252V135L254 134V135H256V133H253L254 131L252 130V129H255V131H257V129L258 128H260V129H263L264 130ZM9 125V124H8ZM117 125V124H116ZM126 125V124H125ZM125 125H123L124 127H125ZM129 125V124H128ZM263 125V126H262ZM25 126V125H24ZM31 126V125H30ZM122 126V125H121ZM122 126V127H123ZM127 126V125H126ZM142 126V125H141ZM14 127V126H13ZM39 127V126H38ZM79 128V129H76V128ZM96 127H97V129H96ZM114 127H115V125H114ZM121 127V128H122ZM242 127H244V126H242ZM248 127V126H247ZM15 128V127H14ZM70 128V129H69ZM117 128V127H116ZM140 128V127H139ZM165 128H168V127H164V129ZM169 128V131H171V129ZM257 128V129H256ZM47 129H49V130H47ZM112 129V128H111ZM119 129V128H118ZM117 129V130H118ZM124 129V128H123ZM243 129V128H242ZM241 128H237V130H242ZM52 130V131H51ZM99 130V129H98ZM122 130V129H121ZM142 129H140V131H141ZM143 130H144V128H143ZM142 130V131H143ZM151 130V129H150ZM162 130V129H161ZM245 130V129H244ZM247 131H248V129H246ZM259 130V129H258ZM262 130V131H263ZM57 131H59V130H57ZM102 131V130H101ZM152 131H155V130H151L150 131V133H153ZM157 131H158V129L155 131L156 133H154V134H157ZM168 131V130H167ZM243 131V130H242ZM259 131H261V130H259ZM8 132H9V130H8ZM52 132V133H53ZM60 132V131H59ZM258 132V131H257ZM55 133V132H54ZM101 133V132H100ZM140 133V132H139ZM147 133V132H146ZM149 133V132H148ZM159 133H161V131L159 132ZM243 133V132H242ZM241 133V134H242ZM246 133V132H245ZM263 133V132H262ZM163 134H164V132H163ZM172 134V133H171ZM226 134V133H225ZM224 134V135H225ZM232 134H234L233 132H231V134H229V135H227V137H225L224 139H225V141L223 140V142H226L227 140H229V138H230V135H232ZM240 134V135H241ZM41 135V134H40ZM58 135V134H57ZM104 135V134H103ZM103 135H102V137H103ZM126 135V134H125ZM124 135V136H125ZM142 135V134H141ZM152 135V134H151ZM159 135V134H158ZM157 135V136H158ZM178 135V134H177ZM236 135V134H235ZM235 135H233V137L235 136ZM262 135V134H261ZM56 136V135H55ZM127 136V135H126ZM159 136H161V135H159ZM158 136V137H159ZM162 136H164V135H162ZM241 136H243V135H241ZM241 136H240V138H241ZM244 136H245V134H244ZM259 136V134L257 133V136L256 137H258ZM262 136H264V133H263V135ZM49 138V139H46V138ZM123 136H121V139H123L122 138ZM157 137V138H158ZM229 137V138H228ZM237 135L235 136V138L234 139H236V140H238L237 138ZM8 138V137H7ZM99 138H101V139H99ZM163 138V137H162ZM161 138V139H162ZM168 138V137H167ZM208 138V137H207ZM228 138V139H227ZM231 138H232V136H231ZM230 138V139H231ZM252 138V137H251ZM120 139V138H119ZM120 139V140H121ZM125 139H127L126 137H125ZM149 139V138H148ZM154 139V138H153ZM159 139V138H158ZM170 139V138H169ZM233 139V141H232V143L234 142V141H236V140H234ZM59 140V139H58ZM62 140V139H61ZM164 140H165V138H164ZM240 140H243L244 141V139H240ZM9 141H13V140H11L10 138H9ZM8 141V142H9ZM44 141V142H43ZM51 141V142H50ZM55 141V140H54ZM63 141V140H62ZM158 141V140H157ZM156 141V142H157ZM230 141V142H231ZM4 142V141H3ZM2 142V144H5V143H3ZM6 142V141H5ZM10 142V143H11ZM15 142V141H14ZM59 142V141H58ZM128 142V141H127ZM154 142V141H153ZM159 142H161V141H159ZM44 143V144H43ZM98 143H100V144H98ZM104 143V142H103ZM158 143V142H157ZM167 143V142H166ZM165 143V144H166ZM170 143V142H169ZM234 143H236V142H234ZM53 144V143H52ZM60 144V143H59ZM146 144V143H145ZM156 144V143H155ZM165 144H163V146L165 145ZM225 144V143H224ZM227 144H228V142H227ZM1 145V144H0ZM10 145V144H9ZM77 145V144H76ZM78 145V146H79ZM104 145V144H103ZM158 145V144H157ZM157 145H154V146H156L157 147ZM168 145V144H167ZM167 145H165L164 146V148H165V151L167 150V149H169V148H167ZM223 145V144H222ZM232 145V144H231ZM4 146V145H3ZM52 146V145H51ZM151 146H153V144L151 145ZM153 146V147H154ZM162 146V145H161ZM161 146L158 148L157 147V149L155 148L154 149V153L152 154V151H151V154H150V157H152L151 155H154V159H153V161L156 159L157 160V158L159 157V154H160V156L161 157H159V159L158 160H160V158H161V160H162V157H164V160H166L167 159V161H168V163L169 162H172L171 161V159L175 162L174 164L175 165H177V161H176V159H174V157H172L173 155H175V153H173V155H171L169 152V154H168V156H167V158H166V153L167 152H165L164 151V148H162L163 149V152H162V149H161ZM162 146V147H163ZM5 147V146H4ZM12 147V146H11ZM11 147H10V149H11ZM76 147V146H75ZM8 148V147H7ZM21 148H23V147H21ZM40 148V147H39ZM51 148V147H50ZM91 148H89V149H91ZM96 148H99V147H96ZM130 148V147H129ZM167 148V149H166ZM35 148L33 147V149L31 148V150L29 151V152H27V159H25V157H22V158H24V159H22V160H20L19 158L21 157L20 155V153H23L22 151H20V149H19V154H17V157H18V155L20 156L19 158H17V159H19V161L21 162V163H19V165L21 166L22 165V163H24L25 162V164L24 165H22L21 166V168L20 167H18L17 165V167L19 168V169H21L22 170V174H20V173H18V175L20 174V176L21 175H25L26 177V179L27 178H29L30 180H34V181H36L35 183H36V185H37V182H38V178H39V175H40V173L39 172H43V170H45V172H47V173H49V172H52V171H55V170H53V169H56L55 167V164H54V158H55V156H53V157H50V155H49V153H47L48 152V150H50V149H44V151L41 149V151L42 152H40V151H37L36 149L34 150ZM87 149H83V150H81V152H80V154H78V158L80 159V161L82 162V163H84L83 162V160H84V158H85V160H86V158L88 159V155L86 154V151H87ZM88 149V151L89 152H91L90 150ZM94 149V148H93ZM132 149V148H131ZM39 150V149H38ZM47 150V151H46ZM104 149H102V151H103ZM106 150V149H105ZM158 150V154H157V151ZM161 150V153L159 152ZM218 150V149H217ZM9 151V150H8ZM46 151V152H45ZM87 151V152H88ZM97 151H98V149H97ZM96 151V152H97ZM133 151V150H132ZM88 152V153H89ZM99 152V151H98ZM100 152H101V150H100ZM139 152V151H138ZM224 151H221V155H223L224 153H223ZM28 153H29V155H28ZM92 153L93 152H91L90 153V156H89V159L91 160V156H92ZM157 155H156V154ZM162 153H165L164 154V156H162ZM24 154V153H23ZM26 154V153H25ZM24 154V155H25ZM95 154H97V153H95ZM24 155H22V156H24ZM156 155V156H155ZM171 155V156H170ZM2 156V155H1ZM26 156V155H25ZM52 156V155H51ZM14 157H15V155H14ZM70 157V156H69ZM149 157V158H150ZM156 157V158H155ZM171 157V158H170ZM6 158V157H5ZM8 158V157H7ZM65 158V157H64ZM71 158V157H70ZM77 158V159H78ZM168 158H170V159H168ZM68 159V158H67ZM66 159V160H67ZM151 159V158H150ZM149 159V161H151ZM13 160H15V159H13ZM24 160V162H22ZM158 160H157V162H158ZM186 160V159H185ZM4 161V160H3ZM17 161V160H16ZM18 161V162H19ZM57 162H59V160H56ZM148 161V162H149ZM187 161V160H186ZM5 162V161H4ZM28 163V165H26L27 163ZM160 162V161H159ZM255 162V161H254ZM261 162H264V161H261ZM10 164H11V161L9 162ZM151 163V162H150ZM173 163V162H172ZM172 163H169L168 165H171ZM186 163V162H185ZM149 164V163H148ZM173 164V165H174ZM3 165V164H2ZM57 165V164H56ZM59 165V164H58ZM57 165V166H58ZM258 165V164H257ZM259 165H261L260 167H263V169H261V171H262V173L264 174V163L263 164H261V163H259ZM263 165V166H262ZM60 167V166H59ZM59 167H57V169L59 168ZM259 167V168H260ZM2 167H0V169H1ZM5 169V168H4ZM56 169V171H58ZM62 169H64V167L62 168ZM61 169V170H62ZM252 169H253V167H252ZM255 169H257V168H255ZM21 170H19L20 172H21ZM260 170V169H259ZM0 171H4V170H0ZM6 171V170H5ZM18 171V170H17ZM16 171V172H17ZM60 171V170H59ZM58 171V172H59ZM15 172V170L13 171V173H16ZM61 172V171H60ZM190 172V171H189ZM188 172V173H189ZM247 172V171H246ZM253 172V171H252ZM6 173V172H5ZM5 173H3V172H0V174L2 175V174H5ZM12 173V171L10 172V176L11 177H15L16 175H17V173H16V175H14V174H11ZM251 173V172H250ZM258 173H259V171H258ZM261 173V172H260ZM190 174V173H189ZM254 175V174H253ZM260 175V174H259ZM19 176V177H20ZM2 177H3V175H2ZM254 177V176H253ZM7 179H8V177H6ZM17 178V177H16ZM256 179V178H255ZM255 179L253 178V180H254V182H256L255 181ZM28 181V180H27ZM30 182V181H29ZM32 182V181H31ZM24 183V182H23ZM34 183V182H33ZM35 183H34V185H35ZM27 186H28V184H27ZM29 186H30V184H29ZM28 186V187H29ZM174 187V186H173ZM174 189V188H173ZM24 190V189H23ZM91 189H88L87 191H88V193H89V191H90ZM171 190V189H170ZM175 190V189H174ZM21 191V190H20ZM170 192V191H169ZM171 192H173L172 190H171ZM171 192H170V194H171ZM177 199V198H176ZM181 200V199H180ZM129 202V201H128ZM180 202V201H179ZM168 203V202H167ZM179 204V203H178ZM6 205V204H5ZM128 205V204H127ZM182 204H180V206H181ZM167 206H170L169 204H167ZM167 206H165V208H164V210L166 209V207ZM176 206V205H175ZM183 206V205H182ZM163 207H164V205H163ZM173 207V206H172ZM179 207V206H178ZM180 208V207H179ZM170 209V208H169ZM181 210V209H180ZM133 211V210H132ZM166 211H168V210H166ZM175 211V210H174ZM128 212V211H127ZM132 213H134V212H132ZM135 214V213H134ZM175 214V213H174ZM167 215V214H166ZM169 215V214H168ZM181 215V214H180ZM183 215V214H182ZM129 216H131V215H129ZM177 216V215H176ZM136 217H140V216H136ZM93 218V217H92ZM92 218H90V222H91V219ZM95 219V218H94ZM133 219V218H132ZM136 219V218H135ZM93 221V220H92ZM188 222V221H187ZM239 222V221H238ZM261 222V221H260ZM93 223V222H92ZM92 223H89V224H92ZM119 223V222H118ZM184 223V222H183ZM121 224V223H120ZM192 224V223H191ZM92 226V225H91ZM103 226V225H102ZM124 227V226H123ZM106 228V227H105ZM125 228V227H124ZM100 230V229H99ZM91 231V230H90ZM94 231L96 232V230L94 229ZM93 231V232H94ZM81 232H83V231H81ZM85 232V231H84ZM87 232V231H86ZM92 232V233H93ZM92 233H91V235H92ZM96 233H98V232H96ZM95 233V234H96ZM106 233V232H105ZM81 234V233H80ZM80 234H79V236H80ZM103 234V233H102ZM207 234V233H206ZM166 235V234H165ZM77 234L75 235V238H77L78 240H80V239H82L81 237H79V236H77ZM83 236V235H82ZM96 236V235H95ZM151 236V235H150ZM149 236V237H150ZM241 236V235H240ZM79 237V238H78ZM90 237V236H89ZM92 238H93V236H91ZM59 238V241L57 242V240L56 239H58ZM255 238V237H254ZM68 239H69V235H67V236H62V237H53V243L54 244H56V242L57 243H61V244H65L64 246H66V241H68ZM76 239V240H77ZM77 240V241H78ZM214 240V239H213ZM73 242L75 243V240H73ZM79 242V241H78ZM136 242V241H135ZM166 243V242H165ZM237 243V242H236ZM81 245H82V243H80ZM83 244H85V243H83ZM148 244V243H147ZM73 245V244H72ZM264 245V244H263ZM58 247H59V245H57ZM68 246V245H67ZM74 246V245H73ZM83 246V245H82ZM85 246V245H84ZM86 246H87V244H86ZM51 247H56V246H53V244H52V246ZM58 247H56V250L57 249H59ZM63 247V246H62ZM61 247V248H62ZM65 248V247H64ZM68 248V247H67ZM117 249V248H116ZM220 249V248H219ZM60 250V249H59ZM82 250V249H81ZM154 251V250H153ZM184 251V250H183ZM165 252H170V251H165ZM172 252V251H171ZM171 252L169 253V254H171ZM173 252H175V251H173ZM166 254V253H165ZM174 253H172V255H173ZM222 254V253H221ZM220 254V255H221ZM124 255V254H123ZM179 255V254H178ZM174 256H175V254H174ZM227 256V255H226ZM118 257H119V255H118ZM122 257V256H121ZM179 257V256H178ZM222 257H224V256H222ZM185 258V257H184ZM187 259V258H186ZM184 260V259H183ZM177 261V260H176ZM102 262V261H101ZM109 262V261H108ZM115 262V261H114ZM178 262V261H177ZM181 262V261H180ZM237 262V261H236ZM113 263V262H112ZM175 263V262H174ZM183 263V262H182ZM189 263V262H188ZM210 263H212V262H210ZM120 264H122V263H120ZM165 264H166V262H165ZM173 264V263H172ZM176 264V263H175ZM177 264H179V263H177ZM192 264V263H191ZM219 264V263H218ZM235 264V263H234ZM239 264V263H238Z\"/></svg>",
    "mask_w": 264,
    "mask_h": 264
}]
</instances>
